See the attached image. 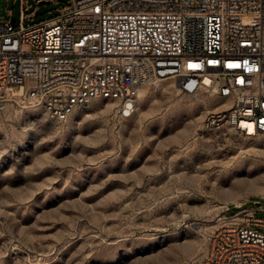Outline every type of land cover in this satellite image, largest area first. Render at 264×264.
I'll return each mask as SVG.
<instances>
[{
	"label": "rangeland",
	"instance_id": "obj_1",
	"mask_svg": "<svg viewBox=\"0 0 264 264\" xmlns=\"http://www.w3.org/2000/svg\"><path fill=\"white\" fill-rule=\"evenodd\" d=\"M67 3L26 0V25ZM7 9L18 23L20 0H0V24ZM230 102L167 79L142 87L128 118L103 99L62 121L10 106L0 120V264H190L234 205L264 217V133L204 126Z\"/></svg>",
	"mask_w": 264,
	"mask_h": 264
},
{
	"label": "built area",
	"instance_id": "obj_2",
	"mask_svg": "<svg viewBox=\"0 0 264 264\" xmlns=\"http://www.w3.org/2000/svg\"><path fill=\"white\" fill-rule=\"evenodd\" d=\"M25 10L20 0L19 22L7 9L0 24V120L27 103L62 121L93 99L128 118L142 87L171 79L185 95L231 99L205 128L264 133V0H68L32 25ZM242 206L190 264H264V217Z\"/></svg>",
	"mask_w": 264,
	"mask_h": 264
},
{
	"label": "bare ground",
	"instance_id": "obj_3",
	"mask_svg": "<svg viewBox=\"0 0 264 264\" xmlns=\"http://www.w3.org/2000/svg\"><path fill=\"white\" fill-rule=\"evenodd\" d=\"M140 93H141V90H140ZM228 105V104H227ZM218 108H220V106L219 105H216L215 107H214V109H218ZM258 134H256V135H254V136H257ZM253 136V137H254Z\"/></svg>",
	"mask_w": 264,
	"mask_h": 264
},
{
	"label": "water",
	"instance_id": "obj_4",
	"mask_svg": "<svg viewBox=\"0 0 264 264\" xmlns=\"http://www.w3.org/2000/svg\"><path fill=\"white\" fill-rule=\"evenodd\" d=\"M50 3V1H42L41 4Z\"/></svg>",
	"mask_w": 264,
	"mask_h": 264
}]
</instances>
